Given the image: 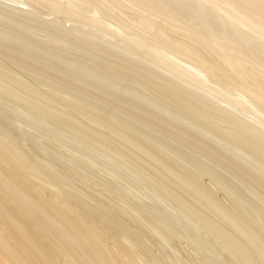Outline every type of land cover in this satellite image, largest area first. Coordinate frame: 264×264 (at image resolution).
<instances>
[{
    "label": "bare ground",
    "instance_id": "obj_1",
    "mask_svg": "<svg viewBox=\"0 0 264 264\" xmlns=\"http://www.w3.org/2000/svg\"><path fill=\"white\" fill-rule=\"evenodd\" d=\"M26 2L37 9L0 3V105L69 129L147 181L180 216L149 210L212 264H264V0ZM4 109L0 264H176L139 235L145 224L166 246L165 225L122 193V205L108 200L81 170H60L33 146L48 135Z\"/></svg>",
    "mask_w": 264,
    "mask_h": 264
},
{
    "label": "rangeland",
    "instance_id": "obj_2",
    "mask_svg": "<svg viewBox=\"0 0 264 264\" xmlns=\"http://www.w3.org/2000/svg\"><path fill=\"white\" fill-rule=\"evenodd\" d=\"M1 2L0 3H3V4H7V6H10V7H14V8H24L23 9V11H25V12H27V11H29V12H31L32 11V9L34 8H36L37 9V5H29L30 3H25V0H0ZM23 4V5H22ZM16 6H18V7H16ZM34 6V7H33ZM31 7H32V9H31ZM35 9V10H36ZM46 11H44V14L45 15H43L41 18L42 19H46L45 21H50L51 20V22L53 21L54 22V19H56V18H54V15H46V13H45ZM49 14V13H48ZM55 21H58L57 19L55 20ZM106 37H104L103 39L104 40H106L105 39ZM108 39V38H107ZM118 88V87H117ZM116 88V89H117ZM120 90H123V88L122 87H119V91ZM117 91H118V89H117ZM118 91V92H119ZM124 91V90H123ZM73 92V91H72ZM76 93V92H75ZM120 93H122V92H120ZM78 94V93H77ZM76 94V95H77ZM5 105V104H4ZM6 105H8V106H1V107H5V109L4 110H7L8 109V111H9V109L11 110V113L12 112H14L13 113V115L15 114V115H17L18 113L21 115V116H15V118L17 119V125L18 126H20V128H21V130L23 129L24 130V128H25V130H28V132H33V134H36L37 132H43L42 134L44 135L45 134V136L46 135H48V136H46L45 137V141H42L41 143H35V142H32L34 145V147H36L37 148V150H39L38 152H42V153H45V154H49L48 156H50V158L53 160V162H54V164L56 165V167L58 166L59 168H60V170H65L66 171V173L67 172H71L72 170V173L71 174H69L71 177H73V175H75V173H82V174H87V176L89 177V178H91V180H92V182H95L94 184L96 185V182H99V183H102V184H98L97 183V187L104 193V196L108 199V198H110V199H108V200H111V201H115L116 202V204H118L119 202V204L118 205H122V202L121 201H119V199H117V196H116V194L115 193H122L131 203H133L134 205H136V206H138V207H140L141 209H143V210H145L146 212H148V214H149V216L150 217H152L153 218V220L156 218V220H154V221H156V222H158V223H162V225H165V227H166V230H167V234L170 236V240H172L171 241V243H169L168 245H166V246H164V244H161V243H164L165 242V240L164 239H166V237L163 235L162 236V233L161 234H154L152 231L154 230V232H156V233H160V232H158L157 230H155V229H153V230H151L150 229V227H147L145 224H143L142 226H143V230H146L145 231V233L144 232H142V230H140L139 228H138V230H139V235L141 236V238L144 240L146 237H148V238H146L145 240H147V242H149L150 244L152 243V245H154L153 247L155 248V252H157V253H160L162 256L164 255L165 257H169V258H172V260H174L173 262H175L176 264H184V262H183V260H184V257H185V255H184V253L186 252V254H188L189 256H191L190 258H193L192 260H194V262H196V264H212V261H211V259L209 258V257H205V254H203V253H201L200 251H199V249L197 248V247H195V246H193L192 244H191V242H189V240L183 235L182 236V234H181V232H178V230L174 227V230H173V226L170 224V223H168L167 222V220H165V218L163 217H161V216H159L158 214H156L157 212L155 211V209H150L152 212H150V210H149V208L151 207V206H154L156 203H157V206L155 205V207L154 208H156V207H158V206H160V207H162V208H160V207H158L156 210H159V208L160 209H162V210H169L170 212L172 211V214H174L175 212H176V214H175V216L176 217H178V216H180V215H178V213H177V209L173 206V204L172 203H170L166 198H164V197H162V196H160V195H158L157 194V192H155L154 190H153V188L148 184V182L146 181H141L138 177H136V176H133V175H130V173H129V171H127V169H124V167H122V168H120V167H118V166H116L117 164H116V161H115V159H113L112 158V160H111V156L109 157V158H107L109 155H107L106 154V156H105V154L104 153H101L100 155L102 156V157H99L100 155H98V153H96V151H94V148L93 149H91V147H89L88 146V144H87V146L85 147L84 146V143L82 142V140H78L79 142H82V143H79V142H77V140L75 139V138H73L71 135H69V132H68V134H67V131H69V129H67V128H65L66 130L64 131V129L63 130H59L60 128H58L57 130L56 129H54L53 128V126H55V125H48V122H46V121H43V120H46L45 118L42 120V117H41V119H38V117L37 116H35L34 114L33 115H30V112L29 111H27V110H25V109H22V112L20 111L21 109H20V107L18 108V106L16 107V105H11V106H9L10 104H6ZM13 106V107H12ZM0 107V108H1ZM11 108H14L13 110L11 109ZM18 108V109H17ZM3 109V108H2ZM25 112H24V111ZM17 113V114H16ZM21 113H24L23 115L21 114ZM29 116V117H28ZM25 117V118H24ZM27 117V118H26ZM32 117V118H31ZM14 118V119H15ZM15 119V120H16ZM27 119H29V120H27ZM34 121H32V120ZM38 122H37V121ZM41 120V121H40ZM24 121V122H23ZM19 122V123H18ZM33 122V123H32ZM20 123H22V124H20ZM28 123H30V125H28ZM47 123V124H46ZM33 124V125H32ZM39 125V126H38ZM45 125V126H44ZM4 126V125H3ZM22 126V127H21ZM29 126V127H28ZM37 126V127H36ZM46 126H48V127H46ZM34 127V128H33ZM50 128V129H49ZM41 129V130H40ZM48 129V130H47ZM54 129V130H53ZM24 130V131H25ZM35 131V132H34ZM37 131V132H36ZM48 133H47V132ZM59 131H64V133L66 134H64L63 132H61V134H60V132ZM26 132V131H25ZM30 132V133H31ZM57 132L59 133L58 135H57ZM54 134V136H52L53 134ZM41 134V133H40ZM39 135V134H38ZM61 135V136H60ZM63 135V136H62ZM65 135V136H64ZM69 136V137H68ZM71 136V137H70ZM51 137V138H50ZM53 137V138H52ZM58 137H60V138H58ZM67 138H71V139H69V140H67ZM54 139V140H53ZM56 139V140H55ZM58 139V140H57ZM66 139V140H65ZM74 139H75V141H74ZM78 139V138H77ZM47 140V141H46ZM18 141H20V143H17L18 144V146H22L21 148H26V147H23L25 144L24 143H26V142H23V141H21V140H17V142ZM52 141H53V143H52ZM59 141H61V142H59ZM65 141V142H64ZM72 141V142H71ZM30 141H29V144L31 143ZM50 142V143H49ZM63 142V143H62ZM71 142V143H70ZM73 142H74V144L75 143H78V145L77 144H75V145H73ZM31 143V144H32ZM47 143H49V145H47ZM55 143V144H54ZM60 143V144H59ZM68 143H70V144H68ZM20 144H23V145H20ZM45 144V145H44ZM64 144V145H63ZM42 145V146H41ZM85 145H86V143H85ZM38 146H41V147H38ZM44 146H47L48 147V149L46 148V147H44ZM51 146V147H50ZM57 146V147H56ZM61 146V147H60ZM91 146V145H90ZM43 147V148H42ZM67 147V148H66ZM74 147V148H73ZM84 147H85V149H84ZM88 147V148H87ZM42 148V149H41ZM45 148H46V150H45ZM49 148H51V149H49ZM54 148V149H53ZM56 148V149H55ZM76 148H78L77 149V151H75L76 150ZM81 148H83V149H81ZM72 149V150H71ZM90 149V150H89ZM65 150V151H64ZM74 150V151H73ZM82 150V151H81ZM87 150V151H86ZM92 150H93V152H92ZM69 151V152H68ZM78 151H80V152H78ZM86 151V152H85ZM54 153H56V154H54ZM79 153H80V156H79ZM90 153H91V155H90ZM70 154V155H69ZM77 154V155H76ZM97 154V155H96ZM83 155V156H82ZM84 155H86V156H84ZM89 155V156H88ZM69 156V157H68ZM78 156H79V158H82V159H79L78 158ZM88 156V157H87ZM65 157V158H64ZM83 157H84V160H83ZM94 157V158H93ZM98 157V158H97ZM86 158H88V159H86ZM95 159V161L93 160V159ZM100 158V159H99ZM74 159V160H73ZM90 159V160H89ZM91 159H92V162H91ZM99 159V160H98ZM109 160V161H107V160ZM78 160H80V161H78ZM114 160V161H113ZM89 161H90V163H89ZM97 161V162H96ZM108 162V164H106ZM112 162V163H111ZM59 163V164H58ZM93 163V164H92ZM67 166H66V165ZM85 164H87V165H85ZM102 164V165H101ZM113 164H116V165H113ZM100 165V166H99ZM107 165V166H106ZM63 167V168H62ZM93 167V168H92ZM65 168V169H64ZM83 168V169H82ZM72 169V170H71ZM95 169V170H94ZM101 169H103V170H101ZM118 169H119V171H118ZM71 170V171H70ZM80 172H79V171ZM100 170V171H99ZM64 171V172H65ZM76 171V172H75ZM112 171L114 172V173H112ZM83 172H85V173H83ZM109 172H110V174H109ZM127 173V174H126ZM73 174V175H72ZM125 175V176H124ZM111 176H112V178H111ZM118 176L119 177H129L130 179H131V181H133V182H131V184L133 183V185L131 186V185H129V186H127L128 184L127 183H124V182H120V181H118ZM113 177H114V180H113ZM93 179H95V180H93ZM139 181V182H138ZM113 182V183H112ZM119 182V183H118ZM135 182V183H134ZM122 183V184H121ZM141 183V184H140ZM125 184V185H124ZM94 185V186H95ZM101 185V186H100ZM136 185V186H135ZM95 186V187H96ZM101 188H103V189H101ZM104 186L105 187H110L111 188V190L110 191H106L105 192V188H104ZM150 186V187H149ZM125 187H127V188H125ZM134 187H136V188H134ZM131 188V189H130ZM104 190V191H103ZM113 190V191H112ZM116 192H115V191ZM140 191V192H139ZM153 191V192H152ZM109 192V193H108ZM115 192V193H114ZM106 193H107V195H106ZM113 193V194H112ZM125 193H127V194H125ZM136 193V194H135ZM146 193H147V195H146ZM112 194V195H111ZM115 194V195H114ZM144 194V195H143ZM153 194V195H152ZM139 195V196H138ZM151 195V196H150ZM100 196H102V195H100ZM129 196V197H128ZM142 196V197H141ZM144 196H146V197H144ZM114 197V198H113ZM135 197V198H134ZM149 197V198H148ZM151 197V198H150ZM130 198V199H129ZM145 198V199H144ZM154 198V199H153ZM160 200H159V199ZM151 199V200H150ZM116 200H118V201H116ZM140 200V201H139ZM154 200H155V202H154ZM164 200V201H163ZM114 202V203H115ZM152 202V203H151ZM146 203V204H145ZM139 204V205H138ZM168 205V206H167ZM147 207V208H146ZM148 209V210H147ZM153 211H155V213L153 212ZM175 211V212H174ZM150 212V213H149ZM174 212V213H173ZM180 214V213H179ZM133 215V214H132ZM174 216V215H173ZM176 217H172L173 219H175ZM126 219H128L127 217H126ZM125 219V221L127 222V223H129V225H130V227H132L133 229L135 228V229H137V225L134 223V222H132V221H127ZM164 219V220H163ZM139 220H140V218H139ZM141 221V220H140ZM166 221V222H165ZM132 222V223H131ZM166 223H168L169 225L167 226L166 225ZM141 226V227H142ZM146 227V228H145ZM145 228V229H144ZM176 230V231H175ZM150 233L151 232V236H150V234L148 233V232ZM140 232H142V233H140ZM205 231H203V232H201L200 234H199V238L201 239H203L205 242H207V244H209L210 243V245H212L211 247L212 248H210V250L212 251V253H211V251L209 250V253L212 255V254H214V252H215V254H217L218 255V253H220L219 251H217L218 250V248H216V247H214V243L212 242V240L210 239V237L208 236V234L206 233H204ZM180 233V234H179ZM147 234H149V236L147 235ZM152 234H154V235H152ZM153 236V237H152ZM202 236V237H201ZM206 236H208V237H206ZM162 238H164V239H162ZM184 238H186V239H184ZM207 238V239H206ZM149 239V240H148ZM167 240V239H166ZM165 244H166V242H165ZM191 244V245H190ZM161 245L163 246L162 248H163V251H162V249H161ZM165 247V248H164ZM195 248V249H194ZM159 250V251H158ZM160 250H161V252H160ZM183 251H185V252H183ZM177 255H176V254ZM200 255H199V254ZM214 254V255H215ZM202 255V256H201ZM204 255V256H203ZM220 255V254H219ZM218 255V256H219ZM204 257H205V259H204ZM220 257V256H219ZM174 258V259H173ZM209 258V259H208ZM205 261H204V260ZM181 261V262H180Z\"/></svg>",
    "mask_w": 264,
    "mask_h": 264
}]
</instances>
